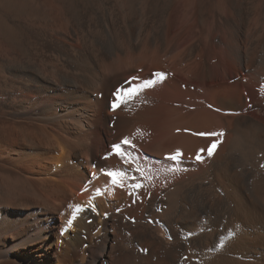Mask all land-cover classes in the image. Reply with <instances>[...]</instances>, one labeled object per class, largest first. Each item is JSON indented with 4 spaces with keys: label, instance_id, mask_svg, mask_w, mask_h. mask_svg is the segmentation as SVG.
<instances>
[{
    "label": "bare ground",
    "instance_id": "bare-ground-1",
    "mask_svg": "<svg viewBox=\"0 0 264 264\" xmlns=\"http://www.w3.org/2000/svg\"><path fill=\"white\" fill-rule=\"evenodd\" d=\"M0 264H264V0H0Z\"/></svg>",
    "mask_w": 264,
    "mask_h": 264
},
{
    "label": "snow or ice",
    "instance_id": "snow-or-ice-1",
    "mask_svg": "<svg viewBox=\"0 0 264 264\" xmlns=\"http://www.w3.org/2000/svg\"><path fill=\"white\" fill-rule=\"evenodd\" d=\"M156 75H160L159 73H157ZM152 81H147V82H145V86H151L152 85ZM116 105H114V107H115ZM212 135H223V133H212ZM123 143H128V141L127 140H125V141H123ZM214 147V146H213ZM113 148L119 153V150H120V146L119 145H113ZM209 154H211V151L209 152ZM177 155H179V153H177ZM172 159H175V157H171ZM197 159H200V156L199 155H197ZM109 176H111L112 177V181H113V183H117L118 182V180H117V177H118V173H112V172H109V173H107ZM68 225L69 226H71V224H72V220L71 219H69L68 220Z\"/></svg>",
    "mask_w": 264,
    "mask_h": 264
}]
</instances>
